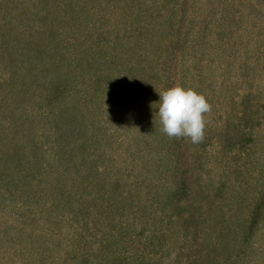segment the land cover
<instances>
[{"label":"rangeland","instance_id":"obj_1","mask_svg":"<svg viewBox=\"0 0 264 264\" xmlns=\"http://www.w3.org/2000/svg\"><path fill=\"white\" fill-rule=\"evenodd\" d=\"M0 264H264V0H0Z\"/></svg>","mask_w":264,"mask_h":264},{"label":"clouds","instance_id":"obj_2","mask_svg":"<svg viewBox=\"0 0 264 264\" xmlns=\"http://www.w3.org/2000/svg\"><path fill=\"white\" fill-rule=\"evenodd\" d=\"M158 94L159 101L154 103L157 104L156 115L162 132L170 138H188L193 144L201 142L205 129L204 114L210 110L206 98L193 89L181 86Z\"/></svg>","mask_w":264,"mask_h":264}]
</instances>
